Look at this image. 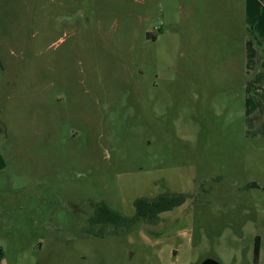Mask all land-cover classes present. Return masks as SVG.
Returning <instances> with one entry per match:
<instances>
[{
    "label": "rangeland",
    "instance_id": "1",
    "mask_svg": "<svg viewBox=\"0 0 264 264\" xmlns=\"http://www.w3.org/2000/svg\"><path fill=\"white\" fill-rule=\"evenodd\" d=\"M205 258L264 264V0H0V264Z\"/></svg>",
    "mask_w": 264,
    "mask_h": 264
},
{
    "label": "trees",
    "instance_id": "2",
    "mask_svg": "<svg viewBox=\"0 0 264 264\" xmlns=\"http://www.w3.org/2000/svg\"><path fill=\"white\" fill-rule=\"evenodd\" d=\"M250 184L255 185V183ZM186 201V194L177 191L162 192L151 197L139 196L133 200L134 211L131 216L114 209L106 201L92 202L91 212L83 214V234L89 236L121 234L118 230L120 227L128 229L129 225L131 227L136 223L155 224L163 214L168 215L173 211L180 210ZM181 216L179 215L174 223ZM174 223L172 222V224ZM257 254L258 237H256L255 246V255L257 256Z\"/></svg>",
    "mask_w": 264,
    "mask_h": 264
},
{
    "label": "water",
    "instance_id": "3",
    "mask_svg": "<svg viewBox=\"0 0 264 264\" xmlns=\"http://www.w3.org/2000/svg\"><path fill=\"white\" fill-rule=\"evenodd\" d=\"M201 264H220V263L215 259L205 258L201 261Z\"/></svg>",
    "mask_w": 264,
    "mask_h": 264
}]
</instances>
